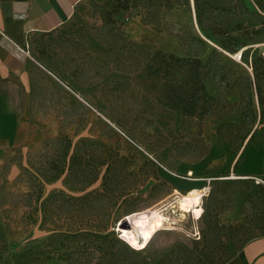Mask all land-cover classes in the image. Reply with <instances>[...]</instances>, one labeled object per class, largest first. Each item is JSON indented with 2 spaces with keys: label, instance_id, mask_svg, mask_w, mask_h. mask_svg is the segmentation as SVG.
Wrapping results in <instances>:
<instances>
[{
  "label": "rangeland",
  "instance_id": "obj_1",
  "mask_svg": "<svg viewBox=\"0 0 264 264\" xmlns=\"http://www.w3.org/2000/svg\"><path fill=\"white\" fill-rule=\"evenodd\" d=\"M261 2L243 0L247 11L240 12L232 7L237 0H198V22L190 0L152 22L139 10L114 12L111 0H83L59 28L32 36L29 55L55 77L37 65L31 69L37 95L29 117L42 141L0 148V264H116L107 253L117 250L113 236L137 249L123 235L126 215L161 201L159 211L168 208L176 222L159 230L139 256L121 253L125 264H226L264 237L257 220L264 172L242 175L225 155L195 174L205 180L176 176L207 150L206 125L217 133L223 124L218 135L235 152L254 132L246 146L264 156L254 91L244 96L238 87L228 89L210 115L190 117L166 105L165 79L143 73L151 50L184 56L199 37L237 75L252 76V59L264 57ZM224 29L245 45L235 53L223 50ZM240 50L243 56L236 57ZM44 171L41 183L37 173ZM191 184L208 187L207 195L183 215L173 193H185ZM37 187L43 190L39 201ZM196 228L201 238L193 242ZM86 229L101 237L76 235Z\"/></svg>",
  "mask_w": 264,
  "mask_h": 264
},
{
  "label": "crops",
  "instance_id": "obj_2",
  "mask_svg": "<svg viewBox=\"0 0 264 264\" xmlns=\"http://www.w3.org/2000/svg\"><path fill=\"white\" fill-rule=\"evenodd\" d=\"M81 1L83 0H0V148L17 147L26 143L39 144L42 141L43 134L35 128L29 117L37 95L31 69L37 65L54 75L25 51L32 36L59 28ZM203 137L208 144L207 152L198 162L191 164L186 172L196 174L225 155H228L231 167L242 158L237 163L242 175L253 176L264 172V156L256 147L246 146L244 143L235 152L214 131V127L208 125L204 128ZM192 186L202 189L205 185L191 184L190 187ZM241 252L247 264H264V237L249 242ZM226 264L244 263L240 256H235Z\"/></svg>",
  "mask_w": 264,
  "mask_h": 264
},
{
  "label": "trees",
  "instance_id": "obj_3",
  "mask_svg": "<svg viewBox=\"0 0 264 264\" xmlns=\"http://www.w3.org/2000/svg\"><path fill=\"white\" fill-rule=\"evenodd\" d=\"M113 1V11H126L128 9H135L138 12H144V18L147 21L159 22V18L166 13V11L173 9L177 6H186L190 4V0H111ZM264 0L259 4L262 6ZM196 6V19L198 22L201 20V13L199 11L198 0H194ZM240 12L247 11L243 4V0H237L233 6ZM139 14V13H138ZM242 14V13H240ZM261 25L264 28V19ZM219 36H222L220 46L223 50L229 53H235L238 49L245 44H240L237 36L228 34L226 29L219 31ZM196 42V45H192ZM134 44V43H133ZM190 52L184 56H179L174 52H165L161 50H151V55L148 62L145 64L143 73L146 78L165 79L164 95L166 98V105L174 110H180L185 116L190 117H203L210 115L222 101L221 95L228 89L238 87L240 93L244 96L249 94L251 90L254 91L258 106L260 107L259 124L264 125V57L257 56L252 59L251 65L253 75H237L226 62L221 58V54L217 49H209L206 42L199 37H193L189 42ZM244 51L242 52V56ZM206 55V56H205ZM205 56V59L202 58ZM242 81V82H240ZM239 83L242 85L240 86ZM212 86L217 95H212L208 92L206 86ZM246 112L250 115L252 125L255 122L254 109L248 107ZM217 128V134H220V126ZM247 132L243 141L249 136L246 145H248L254 132L249 134ZM68 148L64 151V159L68 156ZM207 150L203 153L205 154ZM202 154V155H203ZM201 155V156H202ZM200 156V157H201ZM66 161V160H65ZM237 164V162L235 163ZM64 170V169H63ZM58 172L51 180L58 179L64 171ZM41 183H45V171L37 173ZM93 182V181H92ZM91 182V183H92ZM90 184V183H89ZM35 201H39L43 196L41 187H37L35 191ZM31 195V193H29ZM45 203V200L40 204ZM38 206V208L40 209ZM258 222L261 224L262 232L264 233V206L259 209L257 217ZM42 226V225H41ZM76 235H94L101 237L92 230H81ZM201 238V236H200ZM200 238L198 240H200ZM193 242L198 240L191 238ZM113 245L117 250L108 251L109 262L116 264H125L120 254L123 253L128 259L139 256V252L146 249L147 246L140 250L130 247L117 236L112 237ZM244 264H247L242 252L238 254ZM130 264V263H126ZM143 264V263H142Z\"/></svg>",
  "mask_w": 264,
  "mask_h": 264
},
{
  "label": "bare ground",
  "instance_id": "obj_4",
  "mask_svg": "<svg viewBox=\"0 0 264 264\" xmlns=\"http://www.w3.org/2000/svg\"><path fill=\"white\" fill-rule=\"evenodd\" d=\"M241 52L240 50L235 56L240 57ZM173 195H175L174 203L184 215L193 210L198 198L207 195L206 186L202 189L192 186L185 193L175 190ZM161 203L163 201L154 206L132 211L124 218L123 223L127 227H123V235L130 238L137 249L145 248L159 230L170 228L176 222V218L168 208L164 212L159 211Z\"/></svg>",
  "mask_w": 264,
  "mask_h": 264
},
{
  "label": "built area",
  "instance_id": "obj_5",
  "mask_svg": "<svg viewBox=\"0 0 264 264\" xmlns=\"http://www.w3.org/2000/svg\"><path fill=\"white\" fill-rule=\"evenodd\" d=\"M257 10H258L259 14L262 16V18L264 19V2H263L261 7L257 8ZM25 53L27 55H29L27 50L25 51ZM176 176L179 177L180 179H184V180H198V179H201V178H197L192 171H188V172H185V173H182V174H176ZM207 188L208 187H206V193H207ZM200 236L201 235H200L199 229H197V228L194 229L191 237L193 239L198 240L200 238Z\"/></svg>",
  "mask_w": 264,
  "mask_h": 264
}]
</instances>
